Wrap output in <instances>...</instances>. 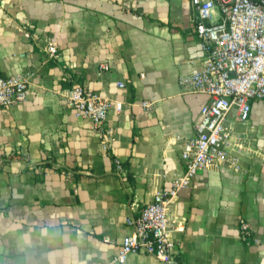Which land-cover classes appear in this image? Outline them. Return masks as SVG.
<instances>
[{
  "label": "crops",
  "instance_id": "obj_1",
  "mask_svg": "<svg viewBox=\"0 0 264 264\" xmlns=\"http://www.w3.org/2000/svg\"><path fill=\"white\" fill-rule=\"evenodd\" d=\"M194 15L189 0H0V75L28 77L22 100L0 106V264H169L109 260L132 211L184 169L208 99L178 83L203 56ZM72 83L121 104L107 109L109 143L66 104ZM225 123L237 166L199 169L177 190L173 264H264V102Z\"/></svg>",
  "mask_w": 264,
  "mask_h": 264
},
{
  "label": "built area",
  "instance_id": "obj_2",
  "mask_svg": "<svg viewBox=\"0 0 264 264\" xmlns=\"http://www.w3.org/2000/svg\"><path fill=\"white\" fill-rule=\"evenodd\" d=\"M189 2L195 11L192 30L203 56L199 68L180 75L178 83L192 91L204 92L208 99L198 109L193 135L183 143L182 173L173 175L167 187L156 190L148 202L132 211L127 219L130 230L120 238L118 252L109 263L123 261L130 251L146 253L169 264L175 262L171 232L177 224L169 218L173 197L199 169L216 168L223 163L237 166L232 128L226 125L225 117L232 110L243 122L248 117L251 99L264 102V0ZM214 7L218 17L212 15ZM46 50L53 54V44H48ZM27 85L25 73L0 75V106L21 101ZM65 102L76 113L89 118L103 145L109 143L111 134L104 128V119L112 104L115 109L120 108L119 102H111L105 94L78 83L67 88ZM113 162L115 173L121 175L120 161ZM238 230L241 236L248 234V223L241 221Z\"/></svg>",
  "mask_w": 264,
  "mask_h": 264
}]
</instances>
